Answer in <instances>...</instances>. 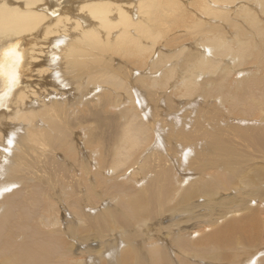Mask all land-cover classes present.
Segmentation results:
<instances>
[{
    "label": "bare ground",
    "instance_id": "1",
    "mask_svg": "<svg viewBox=\"0 0 264 264\" xmlns=\"http://www.w3.org/2000/svg\"><path fill=\"white\" fill-rule=\"evenodd\" d=\"M131 2L0 0V264H264V0Z\"/></svg>",
    "mask_w": 264,
    "mask_h": 264
},
{
    "label": "rangeland",
    "instance_id": "2",
    "mask_svg": "<svg viewBox=\"0 0 264 264\" xmlns=\"http://www.w3.org/2000/svg\"><path fill=\"white\" fill-rule=\"evenodd\" d=\"M132 2H133V0H132ZM131 2V3H132ZM128 4H130V3H128ZM136 12L137 13H139V11L138 10H136ZM242 20L243 19H241L240 20V25H241V22H242ZM114 34L115 35H117L118 33L116 32V31H114ZM229 34L230 33H228L227 32V35L229 36ZM148 40V39H147ZM146 39H144L143 40V42L144 41H147ZM147 42H150L149 40L147 41ZM146 43V42H145ZM161 44V46H162V43L160 42L159 43V45ZM156 47L157 48H159L158 47V45H156ZM164 49H166V51H169V48L167 49V48H164ZM155 54V53H154ZM153 54V56L154 57H156V58H159V55L158 54H155L154 55ZM171 60V59H170ZM167 61V62H171V61ZM121 64H124V63H121ZM230 64H232V65H235V61L234 62H230ZM125 65V64H124ZM126 66V65H125ZM123 69H124V67H123ZM160 71H162V69L160 70ZM162 74H163V72H162ZM161 74V75H162ZM229 85H231V82L229 83ZM159 90H162L161 88H159ZM199 94L201 95V93L199 92ZM164 99V96H163V98H160V101L161 102H163V105L161 104V107H160V111H162V113L164 112H166L165 114H166V116H165V118H167L166 120L167 121H169V120H171V119H173V120H171L172 121V127H170V126H168L167 125V129H168V132L166 131V133H164L163 135V138H164V140H166V141H164L163 142V144H164V147L166 148V149H170V146L172 147H175V150H176V148H177V150H179V146H180V148H182V147H184V145H185V147L184 148H182L181 150H185L186 148L187 149H189L190 148V151H189V153L191 154H189L188 152V154L187 155H182V161H183V159H184V162H186V163H188L189 162V164L191 163V164H193L194 162H190V160H192V161H195V165L193 164V165H191L192 167H197L200 163H202V165H203V162H202V159L201 158H203V160H205L206 159V156H208V154L206 155V154H204L205 152H203V150H202V148H200L199 147V149L197 148V149H193V147H191V145L193 144V142H194V139H196V136L197 137H199L200 136V134H201V132L200 131H198L200 128H205V126H207L209 123V121H208V119H210V117H209V114L207 115V113L209 112L210 113V110L211 111H214V116L212 117V119H210L212 122H216V123H218L219 122V128H218V130H215L214 129V131H216V133H217V131H219L220 129H222V131H223V129L225 128H228V130L230 129H233V130H231V131H229V133H231V132H236L237 130H236V128H239V126L241 125V126H245V125H243L242 123H240V122H238V120H241V119H243V117L242 116H240V115H235V114H233L227 107H225L224 105H223V103L222 102H220V98H218V95H209L208 97H207V99L205 100V98L203 97V96H199V97H194L193 98V100H197L198 99V101L195 103L196 105H190L189 104V102H187V100L186 99H184V97H180V96H176V98L174 99V101H172L173 102V104H169L167 101H164L163 100ZM181 99V100H180ZM183 99V100H182ZM176 103V104H175ZM208 103V104H207ZM177 104H178V106H177ZM169 108L167 111H166V109L165 108ZM174 107H176V109H174L173 110V108ZM198 107V108H197ZM196 108L197 109H199V110H196ZM192 109V110H191ZM203 109V110H202ZM207 109V110H206ZM188 110V111H187ZM209 110V111H208ZM170 111H172V112H170ZM184 111H185V113H184ZM168 112V113H167ZM194 112V113H193ZM197 112H198V114H197ZM189 113V114H188ZM188 114V115H187ZM194 114H196V115H194ZM216 114V115H215ZM169 115H171L172 117H171V119L169 118ZM185 115V116H184ZM194 115V116H193ZM207 115V116H206ZM204 117V118H203ZM175 118V119H174ZM195 118V119H194ZM201 118V120H199ZM215 118V119H214ZM180 121H179V120ZM192 119V120H191ZM203 119V120H202ZM219 119V120H218ZM175 120H178V121H176L175 122ZM183 120V121H182ZM218 120V121H217ZM173 122H175V123H173ZM204 122V123H203ZM196 123V124H195ZM189 124H190V126H189ZM195 125V126H193V125ZM247 125V124H246ZM175 126H176V128H178V129H176L175 128ZM188 126V127H187ZM197 126H199V128L197 127ZM181 127H183V128H181ZM195 128V127H197V128H195V129H193V128ZM174 130V132L175 133H181V134H185L186 136L188 135L190 138L189 139H191V141H188V142H185V141H183V140H181V141H178V136L177 135H175V134H172L173 133V130ZM185 129V130H184ZM191 129V130H190ZM194 131H193V130ZM224 129V131H223V133L225 134V130ZM235 129V130H234ZM162 130H165V128L164 127H162ZM179 130V131H178ZM187 130V131H186ZM189 130V131H188ZM211 130V129H210ZM182 131V132H181ZM185 131L186 132H189L188 134L187 133H185ZM191 131H193L194 133H191ZM196 131V132H195ZM198 131V132H197ZM222 131H219V133L220 132H222ZM238 131H239V129H238ZM172 132V133H171ZM200 132V133H199ZM199 133V134H198ZM223 133H221V134H219V136L221 135V137H223L224 136V134ZM237 133H239V132H237ZM171 134V135H170ZM191 134H194V135H190ZM196 134H198V135H196ZM218 134V133H217ZM222 134H223V136H222ZM171 137V138H173V140L171 141L172 143H168V141L169 140H171V139H169V136ZM173 135V136H172ZM169 139V140H168ZM193 139V140H192ZM237 140V139H236ZM175 141H177V142H175ZM193 141V142H192ZM237 141H239V143H237L236 141H235V143L238 145V147L237 148H244V143H242L240 140H237ZM180 142H182V143H180ZM188 144V143H192L190 146H189V144L186 146V144ZM168 144H172V145H168ZM176 144V145H175ZM180 144H182V145H180ZM242 144V145H241ZM244 144V145H243ZM179 145V146H178ZM240 146H242V147H240ZM168 147V148H167ZM172 147V148H173ZM192 148V149H191ZM242 148V149H243ZM194 150V151H193ZM205 151L206 152H208V153H210L212 156H213V160H214V162L216 161V160H219V159H223L224 157L222 156V154H218V153H215L214 151H213V144H211V143H207V145L205 146ZM194 152V153H193ZM248 153H249V151H247ZM251 152V151H250ZM190 155V156H189ZM194 155V156H193ZM186 156H187V158H186ZM196 157H197V159H196ZM200 157V158H199ZM185 159H187V161L185 160ZM188 159H190L189 161H188ZM198 161V162H197ZM185 163V164H186ZM196 163H197V165H196ZM181 164H182V162H181ZM186 165H188V164H186ZM190 166V165H189ZM188 166V167H189ZM191 167V168H192ZM254 206H258V205H254ZM233 217H232V220H234V219H237V220H239L240 218H241V215H239V214H236V212H234L233 214ZM239 215V216H238ZM168 223L170 222L169 220L167 221ZM201 225H203V222L201 223ZM201 225H197L198 226V229L200 230V231H205V233H207V235L208 234H211V235H213L218 229H216L214 226H212V227H210L209 229H206L205 230V228L203 227H201ZM146 258L147 257H145V260H146ZM208 261H212V260H208ZM214 262H217V261H214Z\"/></svg>",
    "mask_w": 264,
    "mask_h": 264
}]
</instances>
